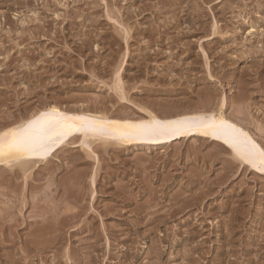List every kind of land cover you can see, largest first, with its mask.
Returning a JSON list of instances; mask_svg holds the SVG:
<instances>
[{"label": "rangeland", "instance_id": "rangeland-1", "mask_svg": "<svg viewBox=\"0 0 264 264\" xmlns=\"http://www.w3.org/2000/svg\"><path fill=\"white\" fill-rule=\"evenodd\" d=\"M118 73L136 113L225 99L262 142L264 0H0V128L58 101L112 109ZM206 143L77 141L48 169L1 170L0 264H264V176Z\"/></svg>", "mask_w": 264, "mask_h": 264}, {"label": "bare ground", "instance_id": "bare-ground-1", "mask_svg": "<svg viewBox=\"0 0 264 264\" xmlns=\"http://www.w3.org/2000/svg\"><path fill=\"white\" fill-rule=\"evenodd\" d=\"M35 17H34V19H35ZM187 67H188V65H187ZM184 69H185V67H184ZM119 71H121V70H119ZM208 72H209V69H208ZM210 76H211V78H213L212 75H210ZM183 80H185V79L183 78ZM170 81H171V78H170ZM179 82H181V81H179ZM114 83H116V85H115L116 87H114L115 90H113V91H116L118 100L114 97L115 95L112 96V94H109L108 95V98L105 97L109 101H116V103H114V105L112 106V109H110V107H108V106H101L100 105V107H98L97 105L102 104V103H99L98 101L97 102L99 104L96 102V106L94 104L93 107H91L90 105L85 107V105L82 102L83 106H81L80 108H73V107L72 108H68V107L65 108L64 107L65 105L62 106L61 105V102L58 103L59 102L58 101V102L53 103V104L43 105L40 109L35 110L32 113H27L28 112L27 111L24 114V116H22V117H20V118H18L16 120H13V121H10L9 122V119H8L7 120L8 122H5L2 125L3 128H0V171L3 170L6 173H8L13 168L17 167V168H20V170L24 172V174H25L24 177H27L28 172L30 171V169H32L34 167L35 168H40V166H43V167H46V169H48L47 167L51 164L52 160L54 161V159H56V157L58 156V154L61 151L65 150L68 147L73 146L74 144H76L77 141L80 142V145L83 148L85 146H87V147H89V149H91V145L94 146V145L98 144L99 145V148H101V150L103 151V153L104 152L105 153L113 152L114 155L119 156V155H122V154L127 153V152H129L131 150H134V149L135 150L136 149H141V148H144V149L145 148H147V149H152L153 148V149H155V148H159V147H163L164 148L166 146H168V147L169 146H172L174 143H176L178 141H182V140H185V139H188V140L195 139V141H203V142H207V143H210V144H214L215 146H217V147L220 148V152H222V151L225 152V155L226 154H229V157L231 158V160L233 159V161H228L229 168L231 170H233V168H236V169L237 168H239V169L242 168L244 171L252 172V173H257L258 172L259 174H261L262 176H264V144H263V141L264 140H262V142H260L258 140L256 134L253 133L249 129V127L247 125L250 122L248 124L246 122H244L247 125L242 122L241 119H242L243 116L241 117L240 120L238 119V117L236 118L234 116V114H237V113L240 114V111H237L236 110V113H234L232 115L227 114L228 104H227V101H225V99L224 100L221 99L222 101L219 103V105L217 104L218 106L216 108H212V107L210 108L209 107L208 104L211 101L210 98H209L206 101H201L200 103H197V104H195L193 102L189 106H187V104H185L186 105V106L184 105L185 108L182 109L180 107L181 109H177L175 111H166V110L165 111H161V110H158L157 107H155V106H150L151 104L150 105L149 104H147V105L145 104L146 106L145 105L144 106L140 105L139 108L134 107L135 110L136 109H139L140 110V111H137V113H136V112L132 111L133 109L131 110L129 108V105H127V103L129 101L126 98V93L124 91V88L125 87H124L123 81H121V79H120V73H118V77L116 78V80H115ZM176 86L178 87L179 85H176ZM160 87H162V86H160ZM200 90H201V88H200ZM203 90H205V89H203ZM127 92H129V91H127ZM205 95L206 94H204V96ZM72 99H73V97H72ZM241 99H243V98H241ZM236 101H237V99H236ZM184 102L185 101H183V103ZM160 103H161V101H160ZM175 103H173V104L176 105ZM243 103H245V102H242V104ZM180 104H181V101H180ZM192 104H195L196 106H194ZM105 105H107V104H105ZM156 105H157V103H156ZM174 105H171V106H174ZM177 105H178V103H177ZM191 105L194 106V107H192ZM169 108H170V106H169ZM232 111H234V110H232ZM242 114H243V112H242ZM258 127H259V125H258ZM257 129L259 131H261V132L262 131L264 132V130H262L263 128H257ZM96 147H97V145H96ZM111 148H113V149H111ZM194 150H195V148H194ZM101 155H103V154H101ZM152 161H154V160H152ZM144 163H146V162H144ZM48 172H50V171H48ZM82 176H84V175H82ZM92 183L94 184V182H92ZM46 186H47V184H46ZM48 186H49V184H48ZM7 187H9V186H7ZM34 193H35V191H34ZM28 195H30V194H28ZM65 195H66V193H65ZM73 195H74V193H73ZM151 197H153V195ZM154 200H156V199H154ZM81 201H82V199H81ZM53 205H55V203ZM144 206H146V205H144ZM147 209H148V207H147ZM39 210H41V209H39ZM145 210L146 209H144V211ZM46 212H49V211L47 210ZM45 216H46V214H45ZM52 217H54V216H52ZM146 217L148 218V216H146ZM46 222H44V223H46ZM155 226H156V224H155ZM39 228H41V227H39ZM44 230H46V229H44ZM35 231H37V230H35ZM40 234L38 233V235H40ZM41 236H43V234ZM43 238H45V237H43ZM23 239H24V237H23ZM30 242H32V241H30ZM35 243H36V241H35ZM55 254H58V253H55ZM87 255H88V253H87Z\"/></svg>", "mask_w": 264, "mask_h": 264}]
</instances>
